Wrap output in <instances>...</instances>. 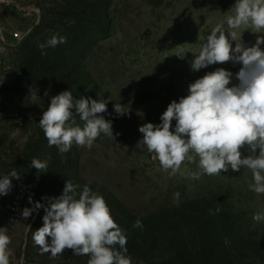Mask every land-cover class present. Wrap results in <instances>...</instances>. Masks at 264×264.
<instances>
[{
	"label": "rangeland",
	"instance_id": "obj_1",
	"mask_svg": "<svg viewBox=\"0 0 264 264\" xmlns=\"http://www.w3.org/2000/svg\"><path fill=\"white\" fill-rule=\"evenodd\" d=\"M235 2L8 0L0 7V27L6 32L29 31L25 42L0 44V176L13 169L20 175L19 180L11 178L9 194L0 196V227L11 237L10 264H87L88 256L66 250L53 259L34 244L32 233L43 226L46 214L43 207L27 220L22 217L25 207L32 208L35 202L47 207L49 198H56L47 192V180L59 186L72 175L82 185L94 182L108 190L121 205V218H147L191 198L215 202L232 214L243 243L242 247L227 244L219 255L227 256L230 263L220 264H264V221L253 220L255 213L264 211V194L250 190L251 171L229 169L194 180L188 174L199 170L197 157L169 175L151 158L139 132L145 123L159 125L167 106L188 95V86L207 72L224 68L233 73L230 86L239 83L238 63L209 65L199 71L190 66L214 27L228 31L226 21L234 14ZM236 31L237 39L248 47L264 35L250 27ZM53 36L66 37L67 42L48 46ZM260 47L264 49V44ZM182 51L188 52L184 59L176 56ZM66 90L74 99L106 100L113 136L101 133L91 149L73 144L60 153L49 147L39 121L51 98ZM115 103L127 108L125 114L114 111ZM73 118L74 126H83L74 112ZM172 125L174 130L175 121ZM243 154L249 155L248 150ZM33 158L47 161V172L31 167ZM39 212L42 220L35 223ZM127 255L132 264H179L167 253L151 255L138 247L127 250Z\"/></svg>",
	"mask_w": 264,
	"mask_h": 264
},
{
	"label": "clouds",
	"instance_id": "obj_2",
	"mask_svg": "<svg viewBox=\"0 0 264 264\" xmlns=\"http://www.w3.org/2000/svg\"><path fill=\"white\" fill-rule=\"evenodd\" d=\"M226 23L228 31L221 25L211 30L190 66L192 71H199L209 65L238 63L239 83L230 86L233 73L224 68L207 72L188 86V95L167 106L159 125L145 123L139 132L151 158L169 175H176L185 161L194 163L198 157L199 170L188 174L191 179L245 168L253 177L250 190L260 195L264 194V49L260 47L264 35L248 47L237 39L236 30L250 27L264 31V0H236L234 14ZM66 42V37L53 36L47 43L55 47ZM186 53L176 56L184 59ZM107 103L83 96L74 99L70 90L53 96L39 121L49 147L55 146L60 153L68 152L73 144L91 149L101 133L113 136L111 121L102 115L107 112ZM114 111L123 115L127 108L115 103ZM73 112L84 122L82 127L74 126ZM244 149L249 155L244 156ZM31 167L44 173L48 163L33 158ZM11 178L20 179L15 169L0 176V196L11 191ZM79 187L66 181L63 194L49 198L47 207L35 202L32 208L22 210L25 220L34 211L45 210L43 226L32 233L34 244L53 259L71 250L74 255L88 256L87 264H132L127 237L104 197L87 185L78 192ZM174 196L178 203L180 193ZM29 203H33L31 197ZM253 220L264 221V211L255 213ZM133 226L143 227L139 219ZM10 244L6 228L0 227V264H10Z\"/></svg>",
	"mask_w": 264,
	"mask_h": 264
},
{
	"label": "trees",
	"instance_id": "obj_3",
	"mask_svg": "<svg viewBox=\"0 0 264 264\" xmlns=\"http://www.w3.org/2000/svg\"><path fill=\"white\" fill-rule=\"evenodd\" d=\"M106 29L107 24H104L102 30ZM102 115L106 120L111 117L107 112ZM67 181L79 185L78 192L82 190L84 184H81L77 175L70 176ZM58 185L54 186L53 182L47 180V192H50V196L57 198L63 194L66 182ZM85 185L104 197L114 220L124 230L127 250L138 247L151 255L157 251L162 255L167 253L169 259L179 264H220L222 261L230 263L227 256L219 255L225 253L227 244L243 246L232 214L224 212L215 202L191 198L183 205H170L157 215L147 218H121L118 215V207L121 205L108 190L94 182ZM137 219L142 222V228L133 226ZM41 220L42 213L39 212L35 223ZM154 227L161 231H153Z\"/></svg>",
	"mask_w": 264,
	"mask_h": 264
},
{
	"label": "built area",
	"instance_id": "obj_4",
	"mask_svg": "<svg viewBox=\"0 0 264 264\" xmlns=\"http://www.w3.org/2000/svg\"><path fill=\"white\" fill-rule=\"evenodd\" d=\"M6 4H8V0H0V7ZM28 33H29L28 30L24 33L19 31L6 32L4 28L0 27V44H6V45L20 44L25 41Z\"/></svg>",
	"mask_w": 264,
	"mask_h": 264
}]
</instances>
